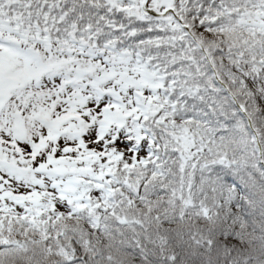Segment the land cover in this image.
<instances>
[{
  "label": "snow or ice",
  "instance_id": "1",
  "mask_svg": "<svg viewBox=\"0 0 264 264\" xmlns=\"http://www.w3.org/2000/svg\"><path fill=\"white\" fill-rule=\"evenodd\" d=\"M0 264H264V0H0Z\"/></svg>",
  "mask_w": 264,
  "mask_h": 264
}]
</instances>
